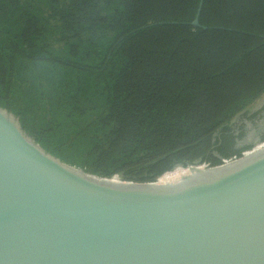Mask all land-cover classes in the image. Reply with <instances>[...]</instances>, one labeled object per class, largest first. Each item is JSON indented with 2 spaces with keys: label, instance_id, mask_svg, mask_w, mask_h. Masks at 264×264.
<instances>
[{
  "label": "trees",
  "instance_id": "obj_1",
  "mask_svg": "<svg viewBox=\"0 0 264 264\" xmlns=\"http://www.w3.org/2000/svg\"><path fill=\"white\" fill-rule=\"evenodd\" d=\"M200 3L0 0V108L98 178L254 153L230 127L264 96V0H203L195 26Z\"/></svg>",
  "mask_w": 264,
  "mask_h": 264
},
{
  "label": "water",
  "instance_id": "obj_2",
  "mask_svg": "<svg viewBox=\"0 0 264 264\" xmlns=\"http://www.w3.org/2000/svg\"><path fill=\"white\" fill-rule=\"evenodd\" d=\"M183 170L195 174L95 177L0 108V264H264V142L242 159Z\"/></svg>",
  "mask_w": 264,
  "mask_h": 264
},
{
  "label": "flooded vegetation",
  "instance_id": "obj_3",
  "mask_svg": "<svg viewBox=\"0 0 264 264\" xmlns=\"http://www.w3.org/2000/svg\"><path fill=\"white\" fill-rule=\"evenodd\" d=\"M238 117H243L244 121L237 124L235 122L238 119L235 118L230 127V132L235 136L234 150L246 146L257 147L262 145L264 142V129H261L260 126L264 124V101L245 116Z\"/></svg>",
  "mask_w": 264,
  "mask_h": 264
},
{
  "label": "bare ground",
  "instance_id": "obj_4",
  "mask_svg": "<svg viewBox=\"0 0 264 264\" xmlns=\"http://www.w3.org/2000/svg\"><path fill=\"white\" fill-rule=\"evenodd\" d=\"M194 174H195V171H192V170H189L188 173H183V172H181V173H173V174H171L169 176H165L164 178H162V181L167 182V181H171L173 179L181 178V177H184V176H187V177L188 176H192Z\"/></svg>",
  "mask_w": 264,
  "mask_h": 264
},
{
  "label": "rangeland",
  "instance_id": "obj_5",
  "mask_svg": "<svg viewBox=\"0 0 264 264\" xmlns=\"http://www.w3.org/2000/svg\"><path fill=\"white\" fill-rule=\"evenodd\" d=\"M262 99H264V96L260 99V100H258L257 102H259V101H261ZM256 102V103H257ZM255 103V104H256ZM185 171V172H184ZM181 172H183V173H188L189 172V170H183V169H178V170H176L174 173H181ZM170 175V174H169ZM169 175H167V176H169Z\"/></svg>",
  "mask_w": 264,
  "mask_h": 264
},
{
  "label": "built area",
  "instance_id": "obj_6",
  "mask_svg": "<svg viewBox=\"0 0 264 264\" xmlns=\"http://www.w3.org/2000/svg\"><path fill=\"white\" fill-rule=\"evenodd\" d=\"M204 166H205V167H208V165H207V164H204Z\"/></svg>",
  "mask_w": 264,
  "mask_h": 264
}]
</instances>
